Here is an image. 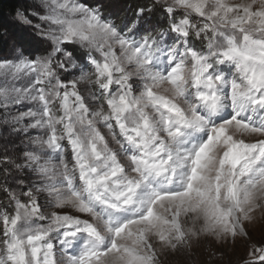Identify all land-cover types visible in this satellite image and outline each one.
<instances>
[{"label":"snow or ice","instance_id":"snow-or-ice-1","mask_svg":"<svg viewBox=\"0 0 264 264\" xmlns=\"http://www.w3.org/2000/svg\"><path fill=\"white\" fill-rule=\"evenodd\" d=\"M175 5L165 11L184 14L170 25L172 32L187 35L191 19L201 18L206 50L189 47L190 67L173 61L165 73H151L152 83L141 88L120 61L123 54L129 63H150L140 59L151 39L143 24L122 27L84 0H33L36 23L17 12L46 51L71 53L78 61L86 57L85 66L104 79L103 89L132 87L115 97L110 92L105 100L127 142L121 158L98 129L83 141L73 136L69 95L77 93L72 82L57 85L75 176L65 169L59 185H44L45 205L35 190L22 193L23 199L8 192L14 208L0 210V264H264V0H175ZM144 11L137 7L139 20ZM142 30L139 40L130 38ZM12 52L9 58L0 50V76L34 75L35 87L0 88V105L36 102L39 111L21 112L20 118L34 120L33 128L52 129L43 142L58 148L42 87L43 77L51 76L50 56L33 59L15 44ZM163 83L173 96L156 90ZM28 84L33 85L30 78ZM181 99L184 104L177 102ZM133 111L130 125L125 117ZM5 157L10 155L0 152L4 168L14 166ZM27 159L31 163L35 153ZM154 177L164 181L153 183ZM238 247L246 256L234 262Z\"/></svg>","mask_w":264,"mask_h":264},{"label":"clouds","instance_id":"clouds-1","mask_svg":"<svg viewBox=\"0 0 264 264\" xmlns=\"http://www.w3.org/2000/svg\"><path fill=\"white\" fill-rule=\"evenodd\" d=\"M156 2L163 8L176 7L175 0H156ZM178 21L169 18L166 27H160L154 33H150L151 39L148 41V47L144 49L140 58L147 59L150 63L144 64L143 66H140L139 60L129 63L124 59L123 54L121 55L120 65L124 70V74L138 88L151 84L152 81L149 79V75L151 73H165L173 61L182 62L190 67L191 58L187 54L188 48L196 47L197 42L206 50L207 39L205 37L207 34L200 31V23L193 19H191L190 24L185 28L187 35H180L179 31L175 32L176 36L171 35L173 32L170 25ZM133 23L136 24L138 21H134ZM83 50L88 51L86 48ZM42 56H50L52 65L51 76L43 77L44 83L42 87L48 91V106L52 114L53 129L59 138V146L58 148L50 149L44 145L43 141L52 129H48L47 127L33 128L30 125L35 124L34 120L25 124L24 120L28 117L20 118V113L18 115L9 114L4 122L9 124L12 132L22 131L27 133L30 129H37L40 135L28 137L27 142L33 146L34 151H26L23 153L25 158L23 164L15 163L12 157H5L4 159L13 163L14 167L18 170H23L27 167L28 171L38 181L34 188L29 189V191L35 190L34 194L37 198L44 196L48 202L47 194L40 191L44 185H59L65 169L75 176V166L72 163V147L68 142L67 145L63 143L65 140L67 141V137L64 136V125L67 123L64 117L67 113L64 112L61 107L60 98L56 95V93L60 92L57 85L72 82L74 85L73 91L77 93L75 97L69 95L71 125L75 129L73 136H79L83 141L91 135L92 129H98L108 139L111 150L118 153L121 158H125L127 142L122 138L120 132H117L115 124L112 123V113L105 104V100L109 98L110 92L115 97L121 91H130L132 84H128V87L123 89L117 88L114 92L110 89L106 90L101 87L104 84V79L98 78L96 72L91 67H86L80 61L76 60L71 53L65 56L64 54L54 53L50 49ZM65 76L68 77L66 83L62 79ZM185 78L188 82L189 94L191 95L193 89L191 76L188 72H185ZM116 79L118 77L114 73L113 80ZM30 87H35V85H31ZM156 90L164 95L173 96V89L167 83L161 84ZM65 91H68V89H65ZM137 94L139 95V93ZM32 95H35V93H32ZM22 102H31L34 105L33 108L25 112L39 111L37 103L33 100L25 98L20 103ZM177 102L184 104L182 99ZM184 107L187 110V105H184ZM153 111L149 109V112ZM125 119L130 125H134L135 112H129ZM156 119L158 120V117ZM87 121L92 122L91 127H89ZM33 152L35 153L36 159L29 163L27 154ZM42 167L49 169L47 174L41 172ZM163 181L164 177H154L152 182L162 183ZM17 183H23V181H17Z\"/></svg>","mask_w":264,"mask_h":264},{"label":"trees","instance_id":"trees-1","mask_svg":"<svg viewBox=\"0 0 264 264\" xmlns=\"http://www.w3.org/2000/svg\"><path fill=\"white\" fill-rule=\"evenodd\" d=\"M84 2L91 7L101 8L103 14L108 19L113 20L122 27L124 25L131 27L134 21H138L136 27H140V25L143 24L144 29H147L149 33H154L160 27H166L169 18L176 20L177 16L184 14L175 11V16H172V14L168 15L165 8L157 4L156 0H113L112 4L110 3V0H84ZM115 2L121 10L118 11L112 8L113 3ZM32 4L33 2L31 0H0V50H2V53L7 51L9 37L20 30L17 27V21L15 18L17 12L19 11L24 14L29 13ZM138 6H145V11L142 13L144 17L143 20H139L136 16ZM128 27L124 28L125 34H128ZM143 35H145V32L142 30L139 34L135 32L131 33L130 37L137 40V38L142 37ZM29 44V40L22 41L21 47L27 50L28 56H32V53L30 54L31 47ZM196 47L198 50L202 48L199 42H197ZM33 51L36 52V55L38 54L37 52H39L38 48H34ZM23 52L25 51L23 50ZM36 55L32 56L33 59L38 57V55ZM76 55L81 56V50L77 49ZM85 59L86 57L80 60L82 61V64L85 62ZM0 152H3L1 146ZM14 170H17L14 166L4 168V164L0 163V210L11 211L14 208V205L8 198V192H11L13 187H17V191L19 192L18 196L23 199L22 193L27 192L29 187L32 186L33 181L24 174L25 172L23 170H21L22 172H20V176H16L13 172ZM17 181H23V183H17ZM4 189H7V191H4Z\"/></svg>","mask_w":264,"mask_h":264},{"label":"rangeland","instance_id":"rangeland-1","mask_svg":"<svg viewBox=\"0 0 264 264\" xmlns=\"http://www.w3.org/2000/svg\"><path fill=\"white\" fill-rule=\"evenodd\" d=\"M33 2V0H31ZM113 0H110V3L112 4ZM113 9L116 10H121V8L118 7V4L113 3L112 5ZM176 12H181L183 13V10L177 9L175 10ZM31 12V10H30ZM30 12L27 14H24L26 16H28L29 19L33 20V23H36L35 19L33 17H31ZM167 13V12H166ZM168 15H171L169 13H167ZM181 16H177L176 21H178ZM16 21H17V27L20 29L19 31L21 32H17L16 34L12 35L11 37H9V43H8V48L7 51L5 53H3V55L8 56L9 58L12 57L13 52H12V45L15 44L19 49H23L25 52L24 55H27V50L24 49L23 47H21L22 45V41H30V54L32 56L36 55L33 50L34 48H38L39 52H37L38 57L45 55L49 50L50 47L47 49V51L45 50V46L43 44L40 43V39L36 36L35 31L33 30V28L30 25L25 24L21 19L18 18V16L15 17ZM193 20L199 22L200 24H202L204 21L199 18V17H193ZM172 36H176L175 33L171 34ZM132 38V37H130ZM141 37L137 38V40H139ZM133 39V38H132ZM41 46V47H39ZM33 51V52H32ZM46 52V53H45ZM36 55V56H37ZM32 56H28L33 58ZM35 59V58H34ZM82 63V61H80ZM84 65H87V59H85V62L83 63ZM29 78L32 80L33 85L35 83V76H29L28 74L22 75L19 78H12V77H4V76H0V88L3 87H16V88H22L24 86H31L30 84H28V80ZM64 82L66 83L68 80V77L65 76L63 77ZM39 87V86H37ZM117 89L116 85L112 86V91L114 92ZM34 105L31 102H22V103H18V104H8L7 107H4L3 105H0V146L2 151H6L10 157L13 158V160L15 161V163L17 164H23L24 163V156L23 153L26 151H34V148L31 144H29L28 141V137H35L40 135V132L37 129H30L27 133L22 132V131H17V132H12L11 127L9 126L8 123H5V118L9 115V114H13V115H18L21 112H25L31 108H33ZM32 122L31 119L26 118L24 120V123H30ZM118 132V130H117ZM65 145H67V141L65 140L63 142ZM23 171L25 172L24 174L27 175L33 182H32V186L29 187V189L34 188V186L38 183V181L36 180V178L33 176V174L31 172L28 171L27 167H25L23 169ZM16 176H20V172H22L21 170H14L13 171ZM16 179V178H15ZM16 186V185H14ZM28 189V191H29ZM16 192L17 195H19V192L17 191V187H13L11 192ZM39 203L41 205H45L47 203L46 198L44 196H41L40 198H38ZM67 211H71L70 209ZM254 238L259 241L261 239L260 234L259 233H255L254 234ZM231 255V253H230ZM246 253L244 251L243 248L238 247L236 249V254L231 256V259L235 262L237 260H239L241 257H245Z\"/></svg>","mask_w":264,"mask_h":264}]
</instances>
